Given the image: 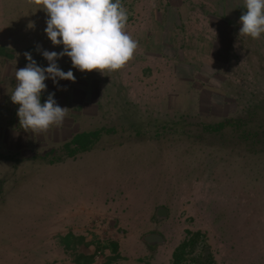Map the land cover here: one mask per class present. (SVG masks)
<instances>
[{"label":"rangeland","instance_id":"1","mask_svg":"<svg viewBox=\"0 0 264 264\" xmlns=\"http://www.w3.org/2000/svg\"><path fill=\"white\" fill-rule=\"evenodd\" d=\"M121 3L125 30L138 41L133 57L104 72L59 59L75 81L50 91L48 79L44 92L68 110L59 124L32 132L10 98L15 71L29 62L25 52L47 67L42 50L63 46L47 37L37 0H0V40L13 45L0 52V264H190L203 244L211 264H264V149L248 151L229 128H203L264 103V35H240L243 0ZM125 102L140 112L135 125L112 123L116 109L103 112L118 106L125 117ZM180 121L198 125L193 132ZM103 124L116 125L115 145L112 134L74 159L52 154ZM222 134L234 151L209 142ZM39 150L46 156L30 157ZM153 233L163 245L144 250ZM194 233L201 242L189 253L194 242H184Z\"/></svg>","mask_w":264,"mask_h":264},{"label":"clouds","instance_id":"2","mask_svg":"<svg viewBox=\"0 0 264 264\" xmlns=\"http://www.w3.org/2000/svg\"><path fill=\"white\" fill-rule=\"evenodd\" d=\"M37 3L47 14V37L54 46L62 45L63 50H42L47 67L25 52L29 62L15 71L16 85L10 98L19 105L20 126L32 132L59 124L68 110L58 104L54 92L42 102L46 80L51 79L58 86L60 80L75 81L73 71L65 72L58 64L59 59L69 57L73 68L81 72L115 71L138 48V41L125 30L128 12L121 0H37ZM243 3L246 11L240 17V35L259 39L264 35V0H243Z\"/></svg>","mask_w":264,"mask_h":264},{"label":"trees","instance_id":"3","mask_svg":"<svg viewBox=\"0 0 264 264\" xmlns=\"http://www.w3.org/2000/svg\"><path fill=\"white\" fill-rule=\"evenodd\" d=\"M150 37V36H149ZM146 39H150L146 37ZM52 81V80H51ZM67 81V80H66ZM53 81L50 82L49 85V90L53 91V87H57ZM52 93V92H51ZM49 93L44 92L42 94V99L46 98ZM57 94H55L56 96ZM105 105H98L99 108H103ZM105 109H103V112L106 111H112L113 109H116V117L113 118L112 123L116 124H123V123H129L131 126L135 125V119L134 117H137V113H140L138 109L134 108L130 103L125 102V108L124 112L127 113V115H124L125 117H120L119 113L122 114L120 107L118 106H109ZM264 115V103H255L251 106H249L248 109L242 110L239 113H236L232 116H227L224 117L222 121L217 122V123H212V125H209L210 127H203L205 130L210 131V132H220L218 130H223L225 128H229L232 130L234 133L238 134L240 137L244 138V141L246 142L245 147L248 151L251 152H258L260 150L264 149V117H260ZM141 117V114H140ZM260 118V124L259 126L253 127L250 129V127H245L247 126L253 119H258ZM181 122V126L184 125L189 131H193L192 125L196 124L194 121H188L190 124H184ZM200 124V123H199ZM106 124L103 125H95L93 128H84L81 129L79 132L75 133L70 137L68 140H64L61 144L58 145V148L55 150H52V154L58 153V151L61 152V157L60 158H76L78 155H80L83 152L86 151H91L93 149H97L100 144L102 145H107L108 142L110 144H116L119 140V136H115L114 132L116 130V125H111V126H105ZM122 130L125 131L126 129L125 126H121ZM194 132V131H193ZM192 132V133H193ZM204 132V130H203ZM209 133V132H206ZM205 133V134H206ZM113 134V135H112ZM111 136L112 138H108V142L106 139H104L106 136ZM206 136V135H205ZM233 136V135H232ZM202 134H198L197 138H202ZM121 139V138H120ZM228 139V140H227ZM234 139L226 137L224 134L222 135H217V136H212L211 139H209V142L215 145L223 146L225 148H231L234 151V147L232 142ZM120 144V143H119ZM104 145V146H105ZM60 147V148H59ZM235 147H237L235 143ZM43 150H39L38 152H34V154L30 157H32L34 160L39 159L41 157L46 156ZM44 153V154H43ZM63 155V156H62ZM54 161V159L52 160ZM51 161V162H52ZM69 237H72V235H69ZM198 234L194 233L193 236L188 240V242H184L186 247L187 244L193 243L192 249L190 252H194L196 246L200 244L201 241H198L197 239ZM190 241V242H189ZM203 241V240H202ZM69 243H73V241H69ZM202 245V244H201ZM156 246V245H155ZM117 250V243H115V249L114 251ZM184 250V248H183ZM185 251V250H184ZM197 254H195L193 257H191V263L190 264H211L214 263L213 256L210 253V246L208 244H203L200 249H196ZM184 255V254H183Z\"/></svg>","mask_w":264,"mask_h":264},{"label":"crops","instance_id":"4","mask_svg":"<svg viewBox=\"0 0 264 264\" xmlns=\"http://www.w3.org/2000/svg\"><path fill=\"white\" fill-rule=\"evenodd\" d=\"M0 18H1V16H0ZM1 30H2V27H1ZM9 46H13V45L12 44L9 45V43H4V42H2V40H0V52L3 50V53H5L4 51H7ZM142 240L145 242L144 245L146 246V247H144V250H147V251L149 249H152V248L158 249V247H160L164 243V242H160V243L147 242V241H145V238H143Z\"/></svg>","mask_w":264,"mask_h":264},{"label":"water","instance_id":"5","mask_svg":"<svg viewBox=\"0 0 264 264\" xmlns=\"http://www.w3.org/2000/svg\"><path fill=\"white\" fill-rule=\"evenodd\" d=\"M164 237L160 234H150L145 236V241L147 242H153V243H160V242H164Z\"/></svg>","mask_w":264,"mask_h":264}]
</instances>
